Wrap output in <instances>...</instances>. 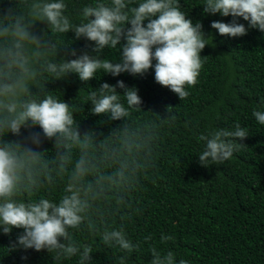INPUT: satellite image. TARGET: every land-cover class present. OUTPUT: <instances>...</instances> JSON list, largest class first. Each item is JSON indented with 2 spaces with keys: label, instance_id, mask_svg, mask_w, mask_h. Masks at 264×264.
I'll list each match as a JSON object with an SVG mask.
<instances>
[{
  "label": "trees",
  "instance_id": "obj_1",
  "mask_svg": "<svg viewBox=\"0 0 264 264\" xmlns=\"http://www.w3.org/2000/svg\"><path fill=\"white\" fill-rule=\"evenodd\" d=\"M34 2L0 0V22L7 23L2 15L10 10L13 17L34 24L33 34L48 42L52 54L35 65L38 75L31 92L42 98L43 86L68 103L81 139L85 133L92 138L88 152L93 170L84 183H91L97 195L84 214L85 223L79 230H70L78 245L92 246L91 264H121V257H125L123 264H150L152 248L162 254L173 252L175 264L181 259L188 264H264V125L252 114L254 110L264 111V32L249 28L241 37L221 36L211 24L230 23L231 16L204 14V0H178L186 18L193 24L200 22L208 39L200 53L202 68L197 83L186 85L189 95L180 100L155 82L154 68L142 76L127 72L112 76L98 70L87 82L76 73L55 78L46 71L45 60L58 63L85 52L95 55V45L84 38L76 39L71 30L55 33L47 22L34 20ZM64 2L65 14L73 24H79L83 8L97 0ZM140 2L133 0V6L138 7ZM238 22L248 27L243 18ZM147 23L145 20V26ZM3 43L0 38V47ZM124 43L122 40L116 48H105L98 55L119 62ZM118 81L138 90L140 108L129 109L121 120L93 115L90 93L103 83L116 86ZM116 91L127 107L124 89L117 87ZM237 123L249 133L238 141L246 146L224 164L201 166L198 156L205 142L198 137L217 128L235 130ZM28 125L19 135L0 133V145L18 142L44 152L45 159L51 161L53 182L48 184L41 174L36 177L42 182L39 188L21 191L15 198L27 202L43 196L58 202L81 149H69L67 171L58 174L55 138H46L43 130L31 126L30 121ZM33 134H39V144L32 142ZM117 170L123 174L113 175ZM121 226L126 237L138 245L132 253L108 247L102 241L103 231ZM22 232L13 228L10 234H4L0 229V264H77L78 256L54 259L55 253L47 249L14 246ZM162 236L169 239L162 240Z\"/></svg>",
  "mask_w": 264,
  "mask_h": 264
},
{
  "label": "clouds",
  "instance_id": "obj_2",
  "mask_svg": "<svg viewBox=\"0 0 264 264\" xmlns=\"http://www.w3.org/2000/svg\"><path fill=\"white\" fill-rule=\"evenodd\" d=\"M133 5V0H97L83 8L81 23L73 24L65 14L67 5L64 0H35L31 5L34 20L47 22L55 33L71 30L76 39L84 38L95 45V55L85 52L76 59H63L58 63L45 60L46 71L55 78L76 73L81 81L87 82L98 70L112 76L125 72L142 76L154 68L155 82L167 87L180 100L185 99L189 95L185 86L197 83L202 68L200 53L208 40L202 24H193L187 19L178 0H141L138 7ZM202 5L206 15L219 13L232 17L230 23L212 22L211 28L221 36L241 37L249 28L264 32V0H204ZM2 16L7 23L0 22V38L4 40L0 47V133L19 135L22 127L29 126V121L33 127L38 125L46 138H55L60 161L58 174L67 171L71 147L79 146L81 155L68 175L58 202L43 196L25 202L15 197L21 191L39 188L42 182L36 177L43 174L48 184L53 182L51 161L45 159L44 152L18 142L0 145V229L4 234H10L13 228L23 229L14 246L36 251L47 249L49 253H55L54 259L78 256L77 264H91L92 246L78 245L70 230H79L85 223L84 214L97 195L91 183H84V178L93 170V158L88 152L92 138L85 133L81 139L68 103L55 98L43 86L40 89L42 98L31 92L38 75L35 65L52 54V49L46 40L33 34V23L23 22V17H13L10 10ZM238 18L247 21L248 27L239 23ZM145 20L148 21L146 26ZM126 24L131 27L125 28ZM122 40L125 43L119 62L101 59L98 54H102L105 48H116ZM117 87L124 89L127 107L120 102ZM88 99L93 115H108L111 120H121L128 115L129 109L140 108L142 104L138 90L127 88L123 81H118L116 86L103 83L90 93ZM252 114L259 124L264 125V111L254 110ZM248 135L239 123L235 130L217 128L207 135H200L198 139L205 142L198 156L200 165L224 164L235 151L246 146L238 141ZM31 140L39 144V134H33ZM122 174L117 170L113 175ZM100 235L105 245L117 247L122 252L132 253L138 248L126 237L123 226L107 229ZM161 239L169 237L162 236ZM151 252L150 264H175L173 252L162 254L155 248ZM120 259L123 264L125 257ZM179 264L188 262L181 259Z\"/></svg>",
  "mask_w": 264,
  "mask_h": 264
}]
</instances>
